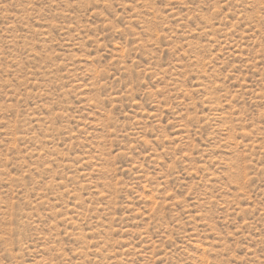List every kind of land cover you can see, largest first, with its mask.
<instances>
[{
	"label": "rangeland",
	"instance_id": "1",
	"mask_svg": "<svg viewBox=\"0 0 264 264\" xmlns=\"http://www.w3.org/2000/svg\"><path fill=\"white\" fill-rule=\"evenodd\" d=\"M0 264H264V0H0Z\"/></svg>",
	"mask_w": 264,
	"mask_h": 264
}]
</instances>
